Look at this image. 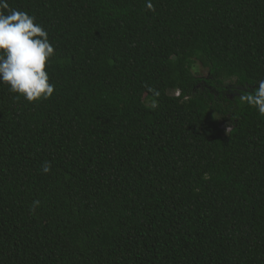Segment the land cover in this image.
<instances>
[{
  "label": "trees",
  "instance_id": "obj_1",
  "mask_svg": "<svg viewBox=\"0 0 264 264\" xmlns=\"http://www.w3.org/2000/svg\"><path fill=\"white\" fill-rule=\"evenodd\" d=\"M7 2L55 88L0 84V264H264V0Z\"/></svg>",
  "mask_w": 264,
  "mask_h": 264
},
{
  "label": "clouds",
  "instance_id": "obj_2",
  "mask_svg": "<svg viewBox=\"0 0 264 264\" xmlns=\"http://www.w3.org/2000/svg\"><path fill=\"white\" fill-rule=\"evenodd\" d=\"M34 21L27 12L0 0V84L29 103L50 98L55 88L45 70L54 47L46 30ZM256 84L252 91H242L238 100L264 116V79ZM42 170L49 172L50 164L45 162Z\"/></svg>",
  "mask_w": 264,
  "mask_h": 264
},
{
  "label": "rangeland",
  "instance_id": "obj_3",
  "mask_svg": "<svg viewBox=\"0 0 264 264\" xmlns=\"http://www.w3.org/2000/svg\"><path fill=\"white\" fill-rule=\"evenodd\" d=\"M195 71L199 72L200 75L205 76L206 75V69H204L200 63H198L197 65H195Z\"/></svg>",
  "mask_w": 264,
  "mask_h": 264
},
{
  "label": "built area",
  "instance_id": "obj_4",
  "mask_svg": "<svg viewBox=\"0 0 264 264\" xmlns=\"http://www.w3.org/2000/svg\"><path fill=\"white\" fill-rule=\"evenodd\" d=\"M229 130V129H228Z\"/></svg>",
  "mask_w": 264,
  "mask_h": 264
}]
</instances>
